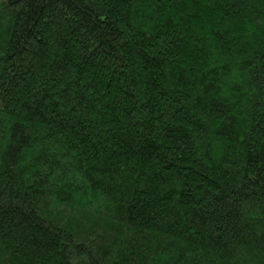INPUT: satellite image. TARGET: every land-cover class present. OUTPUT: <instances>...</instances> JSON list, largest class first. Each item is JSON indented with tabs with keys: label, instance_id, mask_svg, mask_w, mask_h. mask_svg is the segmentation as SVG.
I'll return each instance as SVG.
<instances>
[{
	"label": "trees",
	"instance_id": "trees-1",
	"mask_svg": "<svg viewBox=\"0 0 264 264\" xmlns=\"http://www.w3.org/2000/svg\"><path fill=\"white\" fill-rule=\"evenodd\" d=\"M0 264H264V0H0Z\"/></svg>",
	"mask_w": 264,
	"mask_h": 264
}]
</instances>
